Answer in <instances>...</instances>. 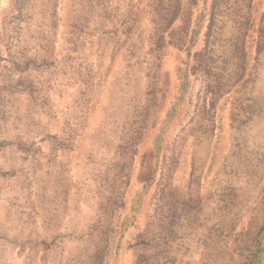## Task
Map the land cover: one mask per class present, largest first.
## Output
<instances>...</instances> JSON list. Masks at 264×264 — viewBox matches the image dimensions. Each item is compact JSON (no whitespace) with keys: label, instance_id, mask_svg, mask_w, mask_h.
<instances>
[{"label":"rangeland","instance_id":"obj_1","mask_svg":"<svg viewBox=\"0 0 264 264\" xmlns=\"http://www.w3.org/2000/svg\"><path fill=\"white\" fill-rule=\"evenodd\" d=\"M158 1L0 0V264H96L106 247L102 264H113L120 219L174 105L159 168L123 244L156 213L154 229L172 232L168 264L207 263L213 246L217 264H235L259 229L264 0H195L181 46L171 42L182 37L184 9L167 29ZM133 2L127 43L115 53L113 33ZM206 43L203 77L192 70ZM170 153L166 197L152 205ZM132 255L116 264H132Z\"/></svg>","mask_w":264,"mask_h":264},{"label":"trees","instance_id":"obj_2","mask_svg":"<svg viewBox=\"0 0 264 264\" xmlns=\"http://www.w3.org/2000/svg\"><path fill=\"white\" fill-rule=\"evenodd\" d=\"M20 1V0H19ZM168 5H162V1H158V4L161 7V11H159V16L161 17V20L163 22H166V27L171 28L173 26V23L177 20L179 17V13H181L182 9H184V20L183 23L185 25L184 29L182 28L179 30V34L182 35V37H179V39H176V42H171L173 45H179L181 46V42L183 41L182 38L186 36L187 33V22L189 19V14L191 11V6L195 4V0H187V2L182 6L181 0H168ZM129 7V9L126 11L124 18L121 21V25L119 28H117L113 33V50L114 52L120 51L125 45L127 36L130 32V26L131 23L134 21V13L135 10L134 7L137 6L138 2ZM100 4V3H99ZM100 11H104L105 8L103 7V4H100ZM214 6V5H213ZM212 6V7H213ZM184 7V8H183ZM213 8H211L212 10ZM172 32H175V29H171ZM183 33V34H182ZM192 39V40H191ZM172 40V38H171ZM191 40V43L193 44V37L190 36L189 41ZM159 44L160 40H158ZM209 43V42H208ZM208 43H206V46L203 47L199 52L195 53V65L193 67L192 73L198 72L201 76L208 75L210 72V52L208 50ZM191 44V45H192ZM190 45V47H191ZM188 47V49L190 48ZM188 55H190L188 53ZM240 67H243V65L240 64ZM220 77L217 78L216 81H220ZM183 91H186L188 88V76L187 74L184 75L183 78ZM211 88V87H210ZM211 93L215 96L214 101L216 102L219 98L222 97L224 92L221 89L220 83L215 86L214 89L211 90ZM213 104V103H212ZM174 106H172L171 110L167 113V117L162 122V125L159 127L157 134L154 136L152 140V150H150L148 153V161L150 159H154V162L151 164H147L145 166V172H141L139 174V179L144 183L142 190H140V193L134 198H132L129 202V207L126 209V212L124 213L123 217L120 219L119 229H120V237L117 241V244L115 245L114 253H115V259L113 264H116L119 259L124 257L125 252L128 250L133 251V258H132V264H168L169 262H173V258L169 255L171 254L172 250L165 248V245L167 244V236L169 233L172 234L171 228H161V232L154 229L153 226L155 224L153 223V219L156 215V213H153L151 216H149L148 220H146V223L141 231H136L135 234V241L132 244H129L126 246L122 242L123 236L127 233V231L135 226V223L139 221V214L142 211V196L147 193V190L152 185V181L154 178V174L156 170L159 168V152L162 148V144L164 142V137L166 135V132L170 125V119L173 115ZM159 162V163H158ZM161 162H163V168L160 165V178L157 186H156V193L153 197V200L151 202L152 205L154 204H160V202L163 201V198L166 197V193L162 192L164 191L165 185H169V179L172 176V172L174 170V156L172 153H170L168 156L161 159ZM146 161L143 162L145 164ZM124 168V167H123ZM122 168V170H123ZM121 170V171H122ZM123 203L121 204V207L123 208ZM171 215L170 217L172 219H175L176 216V209L171 208ZM262 224V225H261ZM171 227V226H170ZM168 234V235H167ZM249 234V233H248ZM248 245L244 247L243 253L239 254V260L235 262V264H264V216L262 215L261 223L259 229H257L256 232H253L252 235L249 237V240L246 242ZM164 247V248H162ZM106 250H100L96 251L95 253V261L96 264H102V257L109 254V248H105ZM166 251H165V250ZM136 250V251H134ZM221 253V250L217 246H213V249L211 251V255L207 257V263L204 264H217L219 260L218 255ZM214 254V255H213ZM110 256V255H109Z\"/></svg>","mask_w":264,"mask_h":264}]
</instances>
